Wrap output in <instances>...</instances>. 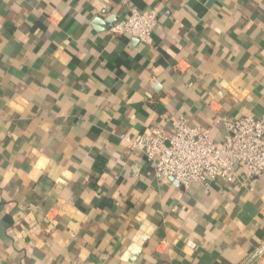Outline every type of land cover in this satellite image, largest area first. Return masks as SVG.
<instances>
[{
  "label": "crops",
  "instance_id": "1",
  "mask_svg": "<svg viewBox=\"0 0 264 264\" xmlns=\"http://www.w3.org/2000/svg\"><path fill=\"white\" fill-rule=\"evenodd\" d=\"M247 115L264 0H0V264H264V176L185 187L122 139Z\"/></svg>",
  "mask_w": 264,
  "mask_h": 264
},
{
  "label": "built area",
  "instance_id": "2",
  "mask_svg": "<svg viewBox=\"0 0 264 264\" xmlns=\"http://www.w3.org/2000/svg\"><path fill=\"white\" fill-rule=\"evenodd\" d=\"M158 24L155 11L133 10L119 21L110 33L129 35L142 43H150ZM226 128L222 144L209 138L210 132L190 128L185 120L174 122L176 133L168 135L157 130L153 135L126 140L133 150L139 151L153 164L158 178L172 179L189 187L193 184L210 186L215 182L233 184L257 181L264 176V121L247 115L241 119L220 120ZM242 169V173H238ZM191 249L194 243H189Z\"/></svg>",
  "mask_w": 264,
  "mask_h": 264
},
{
  "label": "water",
  "instance_id": "3",
  "mask_svg": "<svg viewBox=\"0 0 264 264\" xmlns=\"http://www.w3.org/2000/svg\"><path fill=\"white\" fill-rule=\"evenodd\" d=\"M98 25H99V27H100V26L103 27V28H101V29H104V27H105L104 25L100 24L99 22H98ZM112 26H113V24L108 23V24L106 25V29L109 30ZM113 27H114V26H113Z\"/></svg>",
  "mask_w": 264,
  "mask_h": 264
}]
</instances>
